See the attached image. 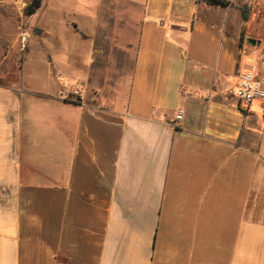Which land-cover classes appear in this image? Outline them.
Here are the masks:
<instances>
[{"label":"crops","instance_id":"0c3cea01","mask_svg":"<svg viewBox=\"0 0 264 264\" xmlns=\"http://www.w3.org/2000/svg\"><path fill=\"white\" fill-rule=\"evenodd\" d=\"M235 2L29 13L27 74L0 82V264H264V99L236 95L264 38Z\"/></svg>","mask_w":264,"mask_h":264},{"label":"rangeland","instance_id":"374dc122","mask_svg":"<svg viewBox=\"0 0 264 264\" xmlns=\"http://www.w3.org/2000/svg\"><path fill=\"white\" fill-rule=\"evenodd\" d=\"M32 0H8L3 1L0 8V82H13L19 84L21 70L26 76L27 71L22 69L28 44H22V37L27 32L29 36L35 37L32 25L30 24L28 6ZM43 6L39 10L35 19L40 24L51 22L57 15V10L72 12V10L84 9L87 7L99 6L100 0H42ZM242 0H236L232 4L233 8L244 4ZM26 3V4H25ZM108 5V3H103ZM112 4V3H111ZM113 5L124 6V2L118 1ZM254 19V23L244 24L242 40L245 42L247 34L253 38H264V0H251L249 4V20ZM53 22V21H52ZM248 32V33H247ZM29 41V37H28ZM26 79V77H25ZM69 82L61 77V81ZM70 83V82H69ZM73 84V83H71Z\"/></svg>","mask_w":264,"mask_h":264},{"label":"built area","instance_id":"2783aa9c","mask_svg":"<svg viewBox=\"0 0 264 264\" xmlns=\"http://www.w3.org/2000/svg\"><path fill=\"white\" fill-rule=\"evenodd\" d=\"M14 1L16 2L17 0ZM82 91V84H71L62 79L59 91L62 98L68 99L72 94L79 96ZM236 95L245 104H250L254 99H264V75L258 74L253 65H247L245 70L240 74ZM183 117V109H177L175 120L181 121Z\"/></svg>","mask_w":264,"mask_h":264},{"label":"trees","instance_id":"16d2710c","mask_svg":"<svg viewBox=\"0 0 264 264\" xmlns=\"http://www.w3.org/2000/svg\"><path fill=\"white\" fill-rule=\"evenodd\" d=\"M208 1L213 4H223V5H227L230 3V0H208ZM40 5H41V0H32L28 6L29 13L34 12L36 8L39 7ZM238 9L240 10L243 21L246 23L249 20V4L244 3L238 6Z\"/></svg>","mask_w":264,"mask_h":264},{"label":"water","instance_id":"95a60500","mask_svg":"<svg viewBox=\"0 0 264 264\" xmlns=\"http://www.w3.org/2000/svg\"><path fill=\"white\" fill-rule=\"evenodd\" d=\"M37 31H38V30H37ZM250 40H251V41H254V39H253V38H250Z\"/></svg>","mask_w":264,"mask_h":264}]
</instances>
